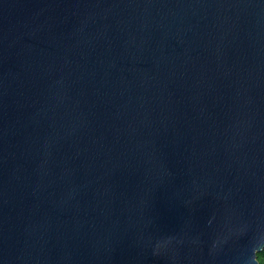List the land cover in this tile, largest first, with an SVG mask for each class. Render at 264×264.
<instances>
[{
    "label": "water",
    "instance_id": "obj_1",
    "mask_svg": "<svg viewBox=\"0 0 264 264\" xmlns=\"http://www.w3.org/2000/svg\"><path fill=\"white\" fill-rule=\"evenodd\" d=\"M264 0H0V264H260Z\"/></svg>",
    "mask_w": 264,
    "mask_h": 264
},
{
    "label": "trees",
    "instance_id": "obj_2",
    "mask_svg": "<svg viewBox=\"0 0 264 264\" xmlns=\"http://www.w3.org/2000/svg\"><path fill=\"white\" fill-rule=\"evenodd\" d=\"M258 260L260 264H264V250L260 253H258Z\"/></svg>",
    "mask_w": 264,
    "mask_h": 264
}]
</instances>
